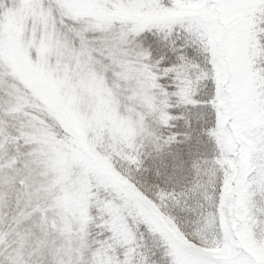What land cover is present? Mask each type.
<instances>
[{"label": "snow or ice", "instance_id": "6c2138e0", "mask_svg": "<svg viewBox=\"0 0 264 264\" xmlns=\"http://www.w3.org/2000/svg\"><path fill=\"white\" fill-rule=\"evenodd\" d=\"M0 264H264V0H0Z\"/></svg>", "mask_w": 264, "mask_h": 264}]
</instances>
